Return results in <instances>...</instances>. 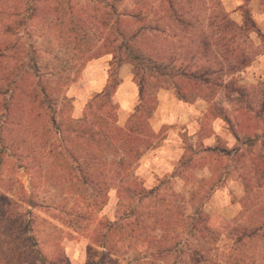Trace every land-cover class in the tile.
Masks as SVG:
<instances>
[{
  "label": "rangeland",
  "instance_id": "obj_1",
  "mask_svg": "<svg viewBox=\"0 0 264 264\" xmlns=\"http://www.w3.org/2000/svg\"><path fill=\"white\" fill-rule=\"evenodd\" d=\"M151 1L145 23L128 17L138 15L140 0H0V78L21 56L16 73L29 71L38 93L52 91L59 101L44 118L49 129L61 104L83 119L93 98H84L88 70L105 59L108 81L127 67L140 99L124 125L113 99L116 107L101 112L117 127L138 118L155 134L134 170L153 193L132 198L131 219L115 166L102 167L114 182L100 196L94 188V205L2 157L0 192L12 204L5 212L0 203V264H264V0ZM160 3L165 19L156 25L161 16L151 9ZM191 60L202 71L196 81L180 67ZM163 91L172 103L166 98L165 125L155 130ZM163 208L169 236L160 245L153 238L164 228L150 225ZM133 219L140 224L131 233L125 225Z\"/></svg>",
  "mask_w": 264,
  "mask_h": 264
},
{
  "label": "trees",
  "instance_id": "obj_2",
  "mask_svg": "<svg viewBox=\"0 0 264 264\" xmlns=\"http://www.w3.org/2000/svg\"><path fill=\"white\" fill-rule=\"evenodd\" d=\"M140 1V3H136L137 7H140L137 9L139 16L136 14L128 17L146 23L150 13L147 8L150 10L152 1ZM163 3L166 6L171 1L163 0ZM151 11L161 16L156 20V25L162 22V18L165 19V9L161 3L157 9H151ZM121 16L125 18L127 15H118L120 18ZM175 21L182 22L180 17L176 18ZM245 23L248 24L246 19ZM249 27L253 28L254 25L250 22ZM141 31L133 33L130 41L141 34ZM152 31L158 33V27ZM1 46L3 47V45ZM156 59H158L157 62H161L158 63L159 66H162L164 60L161 57ZM21 61V56L17 55L10 73H7L8 76L1 74L0 78V96L4 98L0 107L2 110L0 111V122L2 121L0 123V167L2 163L6 162L2 160V157L14 159L21 162L17 168L31 171L32 174L36 175V179L43 184L46 183L51 187L56 185L66 195L71 193V189L80 190L79 196L82 195V200L87 198L90 204L96 205V201L93 199L96 197H93L92 194L96 191L94 188L100 191L97 192L96 196H100V193L112 186L114 182L109 174L103 177L101 169L107 167L110 170L115 166L119 201L129 207L125 218L131 219L134 214V208L129 206L133 201L132 198L139 197L142 200L153 193L151 191L146 192L141 187L134 177V170L143 152L151 148L155 134L149 132L145 123L138 118L132 119L133 116H131L124 127H117L110 124L112 120L109 121L107 112H101L105 107L110 110L116 107L112 103V95L119 81L111 83L107 81L104 91L89 101V106L81 121H74L68 117L65 112L69 111L71 106L61 104L59 110L51 112L52 117L48 121L49 129L47 123H44V118L50 114L49 110L59 104V101L54 98L52 91L43 90L38 93L30 74H28L29 71L23 70L21 74L16 73L17 64ZM180 67L185 73L189 72L187 77L191 81L198 80L197 74L202 72L201 68L197 69L192 60ZM98 100H101L100 103L94 104L96 101L99 102ZM61 101L70 103L67 99H61ZM44 106L47 107L48 111L38 113L39 110H43ZM57 113L59 122L53 115ZM22 119H24V123L21 122ZM8 120L11 121L7 123ZM235 138L238 139L237 136ZM104 154H110L111 157L119 154V160L116 163L113 160L107 161L103 158ZM24 159L26 160L24 161ZM1 181L2 173L0 171ZM86 187H89L92 192H87ZM161 202L164 207L167 206L163 204L164 200ZM0 203L3 204V210L6 212L5 209L8 208V204H12V199L4 192H0ZM168 213L169 210L163 208L160 220L150 225V229L156 226L157 228H162V226L164 228L161 229L162 234L158 239L153 238L154 244L162 245L169 236V230L166 229L167 224L163 222ZM135 222L140 224V220L133 219L132 223L125 225L131 233H133L131 228H137L134 226ZM190 232L196 233L197 229L193 227ZM126 233L128 234L126 231L123 234L126 235ZM166 248L168 249H164V253L171 251L169 247Z\"/></svg>",
  "mask_w": 264,
  "mask_h": 264
},
{
  "label": "crops",
  "instance_id": "obj_3",
  "mask_svg": "<svg viewBox=\"0 0 264 264\" xmlns=\"http://www.w3.org/2000/svg\"><path fill=\"white\" fill-rule=\"evenodd\" d=\"M234 8V7H233ZM103 62V63H102ZM105 59L94 61L91 64V67L88 70V76L90 82L87 84V89H85L84 98L89 100L92 97L101 94L108 81L107 70L103 66ZM94 69V70H93ZM119 84L116 86L113 93L112 99L117 108L119 109V120L121 119L122 125L126 122V118L129 117L132 111L136 109L139 104L140 91L137 85L135 84L131 73L127 71V67L123 66L119 70ZM161 100L159 101V106L156 110V115L161 121L156 124L155 130H160L162 126L165 125V119H167V108L169 102L172 103L167 96H170V93L161 92ZM166 98L169 100H166ZM175 100V98L173 99ZM193 107V106H191ZM165 115V116H164ZM120 123V122H119Z\"/></svg>",
  "mask_w": 264,
  "mask_h": 264
}]
</instances>
